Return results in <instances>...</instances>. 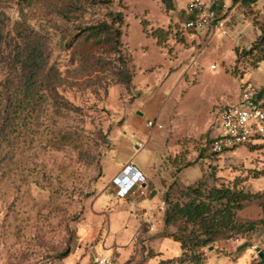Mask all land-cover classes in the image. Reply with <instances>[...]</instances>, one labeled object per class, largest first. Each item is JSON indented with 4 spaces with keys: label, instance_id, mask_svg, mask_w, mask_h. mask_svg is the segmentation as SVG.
Returning <instances> with one entry per match:
<instances>
[{
    "label": "rangeland",
    "instance_id": "1",
    "mask_svg": "<svg viewBox=\"0 0 264 264\" xmlns=\"http://www.w3.org/2000/svg\"><path fill=\"white\" fill-rule=\"evenodd\" d=\"M168 4L169 0H115L110 8L125 16L120 55L134 74L126 88L118 82L119 56L83 32L102 18L103 9L91 8L84 0H0V85L7 77L2 59L18 43L22 26L47 36L51 63L65 79L59 98L25 112L30 113L26 119L16 117L0 137V264H60L59 257L67 251V258H76L77 264H91L103 257L97 254L101 250L110 252L113 264L120 255L124 264L160 260L146 242L177 231L174 226L164 228L167 205L161 210L162 203L146 219L137 206L141 196L118 199L110 181L123 166L107 157L117 148L112 135L123 136L129 115L140 110V103L161 99L165 65L178 72L166 81L167 105L159 110L165 111L161 122L166 139L178 152L175 158V153L163 157L156 175L167 182L173 179L162 201L168 190L172 200L183 201L182 193L199 185L239 184L251 192L250 181L264 178V146L239 147L219 156L208 151L220 105L233 100L253 61L241 59L225 70L230 61L211 48L183 53L181 43L189 32L186 16L181 12L178 20L176 9ZM261 21L255 23L264 27ZM159 29L167 34L156 37ZM187 66L192 68L188 73ZM220 86L229 97L221 98ZM181 172L185 181L177 177ZM121 216L115 227L114 219ZM158 224V231L149 236L139 228L143 225L146 231ZM254 236L246 238L250 245H255ZM223 243L205 250L206 264H260L252 247V254L250 248L238 252L241 246L231 253ZM165 250L164 259L173 258L176 246L169 244Z\"/></svg>",
    "mask_w": 264,
    "mask_h": 264
},
{
    "label": "trees",
    "instance_id": "2",
    "mask_svg": "<svg viewBox=\"0 0 264 264\" xmlns=\"http://www.w3.org/2000/svg\"><path fill=\"white\" fill-rule=\"evenodd\" d=\"M21 1L31 3L32 0ZM84 1L91 8L103 9L105 14L95 25L88 26L83 32H88L87 38L94 40L98 46H104L119 56L121 70L117 75L122 79L118 82L126 88L130 87L134 74L120 55L123 47L121 39L125 25L124 14L110 10L115 0ZM239 1L245 8L258 2L234 0V3ZM166 34L162 29L154 32L160 38ZM16 39L18 43L13 46L11 54L2 59L6 62L7 77L0 85V137L7 126L11 127L10 123L16 117L24 116L26 119L36 107L50 100L49 98H59V89L63 87L65 80L51 63L52 53L46 35L22 26ZM236 57V63L241 59L252 60L253 68L264 62V27H261V35L255 44L249 50H237ZM54 104L53 107H57L55 101ZM181 197L183 201H174L170 191L166 192L164 228L174 226L177 231L155 238L170 239L179 244L180 254L173 258H161L158 264H206V249L214 248L221 242L244 239L245 243L239 247L238 252L244 251L252 247L246 238L260 234L264 229V192L252 193L239 187V184L214 188L199 185L188 188ZM252 204L260 206L262 217L253 221L240 220L239 213ZM69 255L70 251H67L59 259L64 260ZM159 255L162 257L161 253H156V256ZM260 264H264V258Z\"/></svg>",
    "mask_w": 264,
    "mask_h": 264
},
{
    "label": "crops",
    "instance_id": "3",
    "mask_svg": "<svg viewBox=\"0 0 264 264\" xmlns=\"http://www.w3.org/2000/svg\"><path fill=\"white\" fill-rule=\"evenodd\" d=\"M169 0L168 6L172 4V6L176 9V16L179 20L181 12H183V15L186 16L185 9L187 6V3L189 0ZM210 4H213L216 9H220L221 7L225 6L228 8L229 15L227 18L228 22V30L229 35L226 37V39H217L215 36L209 33H196V32H188L185 36V44L182 42L181 44L184 46L183 53L192 51L194 49H201L205 50L208 48H211L214 50L216 55H224V58L228 59L230 62L225 67L228 69H231V67H234L236 65V51L240 50H249L255 42L258 40V38L261 35V26H259L256 22H260L261 19H264V0H258V2L251 6L250 8H245L241 5V2L234 3V0H207ZM164 3H166V0H163ZM166 6V7H168ZM260 15V16H259ZM257 16L259 18L257 19ZM177 22V19L174 21ZM262 22V21H261ZM223 59V57H221ZM200 60V59H199ZM198 60V62H199ZM212 69V66H211ZM186 72L192 70L189 66L185 67ZM217 70V69H216ZM178 72V68L171 67L170 65H165L163 71L161 72L160 77L164 78L162 79V83L159 85L160 88V94L162 95L161 99H156L148 101L147 103L141 102L140 103V110L134 111L132 114L128 117V123L125 126V132L123 133V136L115 135V133L112 135L111 140L114 143L116 150L113 151L107 158H112L113 161L116 162L119 166L122 165V169L116 175L112 178L111 183H113V180L117 177H119L123 170L126 168L129 164H134L146 177L148 181V193L147 196L142 197L143 200H140L137 204V206H140L142 209L141 213L146 215V219L149 217H152L153 209L157 208L159 205L164 203L162 201L163 199V193L166 190V187L168 188L171 184V181H173L172 177H170L169 182L162 176H156L158 175V172L161 168L163 163V157H165L166 154L168 156L174 155V158L178 152L176 147H173L170 145L167 141V135L163 130L158 129H152L148 126L149 122H157L159 124L163 123L161 121H165V111H160L161 105H167V101L165 100L166 93L163 90V87L166 83V81L174 74ZM182 80V79H181ZM244 82H251L255 84L259 89V96L258 100L264 104V64H260L257 68L250 69L244 78H241L238 82V93H235V96L233 100L230 101H224L223 105L221 107V110L227 106L234 105L238 99H239V92H240V86ZM162 85V86H161ZM161 86V87H160ZM221 90V98L222 97H229L228 91L226 87L220 86ZM169 103V102H168ZM218 105V104H217ZM215 107L213 105L212 109ZM216 108V107H215ZM167 109V108H166ZM217 125L215 127V137L218 136L219 133V119L217 121ZM164 126V125H163ZM213 137L211 141L215 138ZM253 146H264V139H261L257 141ZM124 157V158H123ZM135 161H139V164L137 165ZM177 177L181 181H185L186 178H184V172H181L177 175ZM184 178V179H183ZM167 183H164V182ZM116 188V187H115ZM247 188L251 192H260L264 190V178L258 179V180H251L249 186ZM151 189V190H150ZM117 190V188H116ZM162 190V191H160ZM118 197V194H116ZM151 196V197H148ZM118 199H120L118 197ZM123 200V199H120ZM134 206L136 204L133 203ZM160 217H163V214L159 213ZM253 215H256L253 217ZM262 217V210L258 207L256 204H252L248 207H246L243 211L239 213V219L242 221H253L258 220ZM124 218L116 217L115 220V227H117V221ZM161 223V222H160ZM144 223L143 225H145ZM143 225L139 226L141 228V232L144 236L153 235L158 231V227L154 226H147V229H142ZM144 232V233H143ZM257 241V242H256ZM254 242L255 245H252V247H255L256 249H262L264 247V236H261L260 234H256L254 236V239L251 241ZM173 244L176 246V252L171 255V257L178 256L180 254V246L177 243H174L173 241H170L169 239H159V240H152L150 242H146V245L150 247L151 250L155 251L156 253H165L162 257H157L156 259L165 258L168 256L166 255L165 247H167L169 244ZM245 243V240H238V241H228L223 243V249H230L231 253L236 252L239 246L243 245ZM261 244L262 246H257L256 244ZM250 252L252 254L251 248ZM97 254L99 256H103L105 258H111L110 252L101 250L97 251ZM124 255H120V258H118L116 264H124ZM251 258V257H250ZM159 261H153L152 259L149 260L147 264H158ZM78 261L76 258H67L64 259L60 264H77ZM93 263V262H92ZM91 263V264H92Z\"/></svg>",
    "mask_w": 264,
    "mask_h": 264
},
{
    "label": "built area",
    "instance_id": "4",
    "mask_svg": "<svg viewBox=\"0 0 264 264\" xmlns=\"http://www.w3.org/2000/svg\"><path fill=\"white\" fill-rule=\"evenodd\" d=\"M185 29L196 33H209L227 37L229 35L228 8L216 9L207 0H189L185 9ZM216 70V66H212ZM260 89L251 82L240 86L239 99L231 106L223 108L219 114V133L209 145L212 156L223 155L239 147L253 146L264 139V104L258 100ZM152 129L163 130L157 122H149ZM119 198L147 196V177L134 165L129 164L122 174L113 180ZM162 204L161 210H164ZM238 241V240H231ZM256 250L255 247H252ZM92 264H113L111 258L98 257Z\"/></svg>",
    "mask_w": 264,
    "mask_h": 264
},
{
    "label": "water",
    "instance_id": "5",
    "mask_svg": "<svg viewBox=\"0 0 264 264\" xmlns=\"http://www.w3.org/2000/svg\"><path fill=\"white\" fill-rule=\"evenodd\" d=\"M209 250H210V251H213L214 248L211 247ZM256 252L259 254V258H260V259H263V258H264V253H262L260 249H256Z\"/></svg>",
    "mask_w": 264,
    "mask_h": 264
}]
</instances>
